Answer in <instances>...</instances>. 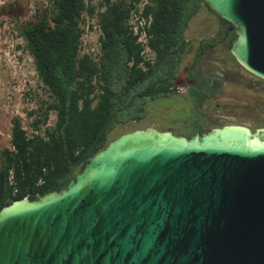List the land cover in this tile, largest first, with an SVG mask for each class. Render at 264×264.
<instances>
[{
	"label": "water",
	"instance_id": "obj_1",
	"mask_svg": "<svg viewBox=\"0 0 264 264\" xmlns=\"http://www.w3.org/2000/svg\"><path fill=\"white\" fill-rule=\"evenodd\" d=\"M203 1L264 78V0ZM0 264H264V127L123 132L65 188L0 210Z\"/></svg>",
	"mask_w": 264,
	"mask_h": 264
},
{
	"label": "trees",
	"instance_id": "obj_2",
	"mask_svg": "<svg viewBox=\"0 0 264 264\" xmlns=\"http://www.w3.org/2000/svg\"><path fill=\"white\" fill-rule=\"evenodd\" d=\"M94 1L38 0L29 19H24L28 0L1 9L15 23L19 48L33 57L44 94L27 111L29 127L20 115L13 117L11 146L0 150V210L16 199L36 200L65 188L88 158L147 116L151 99L173 91L187 53V31L205 4L155 0L148 6L146 14L153 17L148 33L157 59L143 66L141 45L128 26L133 3ZM97 8L104 10L98 13L103 34L95 60L81 53V21L86 12L95 16Z\"/></svg>",
	"mask_w": 264,
	"mask_h": 264
},
{
	"label": "flooded vegetation",
	"instance_id": "obj_3",
	"mask_svg": "<svg viewBox=\"0 0 264 264\" xmlns=\"http://www.w3.org/2000/svg\"><path fill=\"white\" fill-rule=\"evenodd\" d=\"M219 20L215 27L205 21L199 37L187 38V53L173 91L148 103L147 117L152 116L151 105L161 107L164 113L160 119L151 117L153 127L190 139L225 125H245L232 121L240 117L241 108L234 98L241 92L264 95V78L245 68L232 54L231 47L237 37L232 23L221 17Z\"/></svg>",
	"mask_w": 264,
	"mask_h": 264
},
{
	"label": "rangeland",
	"instance_id": "obj_4",
	"mask_svg": "<svg viewBox=\"0 0 264 264\" xmlns=\"http://www.w3.org/2000/svg\"><path fill=\"white\" fill-rule=\"evenodd\" d=\"M13 2H15V0H0V22L3 20V24H5L6 21H10L11 18L7 15H1V9L5 6H9ZM205 21L212 23L215 27L220 20L217 15L203 5L201 10L191 21L187 36L199 37L201 31L205 28ZM6 25L0 27L2 28V32L0 33V90L1 88L9 89L6 91L8 93H0V150L11 146L13 117L20 115L23 118L25 127H29L30 119L27 111L30 108L36 107L37 99L41 94H44L34 60L29 52L24 49L19 50V46H16V39L12 40L7 31L8 29L5 28ZM13 44H15V47ZM3 45H7L9 50L7 47L4 48ZM5 51H7L8 54ZM183 70H181V72ZM27 92H33L36 97L26 95ZM234 99L241 108L238 110L240 119H233L232 121L243 122L245 125L255 129L264 126V95L253 96L247 92H241L240 96ZM160 101L165 104L167 103V101L163 99H160ZM221 101L231 102L230 99H221ZM149 108H151V115L158 116V119L164 114L161 107L153 108L151 105ZM151 117L146 116L142 120L127 125L124 127L123 132L144 129L150 126L153 127L154 119L152 120ZM55 119L56 115L53 113L50 121L54 122Z\"/></svg>",
	"mask_w": 264,
	"mask_h": 264
},
{
	"label": "built area",
	"instance_id": "obj_5",
	"mask_svg": "<svg viewBox=\"0 0 264 264\" xmlns=\"http://www.w3.org/2000/svg\"><path fill=\"white\" fill-rule=\"evenodd\" d=\"M37 1L38 0H28L27 12L24 16V19H29L33 17L37 12ZM99 0H95L94 3L97 5ZM133 3V7L130 10V16L128 21V26L136 36L137 42L141 45V57H142V65L146 66L147 64H153L157 59V53L152 48L150 43V35L148 33V29L152 23L153 17L152 15L146 14V8L148 6L154 5L155 0H130ZM104 10V8L96 9L95 16L90 17L87 12L84 13V19L81 21V27L84 29V33L82 36V44H81V53L89 54L95 60H98L101 53V44H100V36L103 34L102 27L98 22V13L99 11ZM7 24V25H6ZM2 25H6V29L9 32L10 37L16 39V46L20 43L18 37H16L17 32L14 30L15 23L10 21H6L3 24V20L0 22V27ZM2 32V28H0V33ZM15 47V44H13ZM37 132V131H36Z\"/></svg>",
	"mask_w": 264,
	"mask_h": 264
},
{
	"label": "crops",
	"instance_id": "obj_6",
	"mask_svg": "<svg viewBox=\"0 0 264 264\" xmlns=\"http://www.w3.org/2000/svg\"><path fill=\"white\" fill-rule=\"evenodd\" d=\"M18 46H19V44H18ZM18 46H17V47H18ZM3 47L6 48L7 45H6V46L3 45ZM7 48H8V47H7ZM21 49H23V48H19V50H21ZM8 50H9V48H8ZM5 52L7 53V51H5ZM7 54H8V53H7ZM31 57H32V56H31ZM32 59H33V57H32ZM8 89H9V88H5V89H4V88H3V89L1 88L0 93H2V94L8 93V92H6ZM12 93H14V92H12Z\"/></svg>",
	"mask_w": 264,
	"mask_h": 264
}]
</instances>
